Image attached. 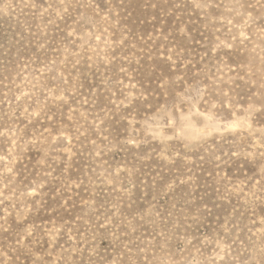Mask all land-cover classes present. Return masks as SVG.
Here are the masks:
<instances>
[{
    "label": "rangeland",
    "instance_id": "obj_1",
    "mask_svg": "<svg viewBox=\"0 0 264 264\" xmlns=\"http://www.w3.org/2000/svg\"><path fill=\"white\" fill-rule=\"evenodd\" d=\"M0 264H264V0H0Z\"/></svg>",
    "mask_w": 264,
    "mask_h": 264
}]
</instances>
